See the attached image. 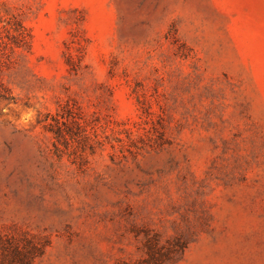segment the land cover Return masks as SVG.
<instances>
[{
  "label": "rangeland",
  "instance_id": "1",
  "mask_svg": "<svg viewBox=\"0 0 264 264\" xmlns=\"http://www.w3.org/2000/svg\"><path fill=\"white\" fill-rule=\"evenodd\" d=\"M0 264H264V0H0Z\"/></svg>",
  "mask_w": 264,
  "mask_h": 264
},
{
  "label": "trees",
  "instance_id": "2",
  "mask_svg": "<svg viewBox=\"0 0 264 264\" xmlns=\"http://www.w3.org/2000/svg\"><path fill=\"white\" fill-rule=\"evenodd\" d=\"M19 34H20V36H21V38H22V37H23L22 32H20Z\"/></svg>",
  "mask_w": 264,
  "mask_h": 264
}]
</instances>
